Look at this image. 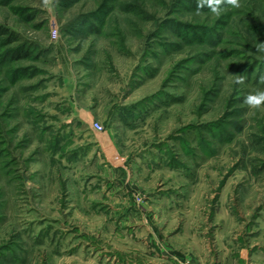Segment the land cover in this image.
<instances>
[{
	"label": "rangeland",
	"instance_id": "374dc122",
	"mask_svg": "<svg viewBox=\"0 0 264 264\" xmlns=\"http://www.w3.org/2000/svg\"><path fill=\"white\" fill-rule=\"evenodd\" d=\"M200 4L0 0V264H264V0Z\"/></svg>",
	"mask_w": 264,
	"mask_h": 264
},
{
	"label": "crops",
	"instance_id": "0c3cea01",
	"mask_svg": "<svg viewBox=\"0 0 264 264\" xmlns=\"http://www.w3.org/2000/svg\"><path fill=\"white\" fill-rule=\"evenodd\" d=\"M74 111H75V116H77L79 118V120H80V124L85 125V126H87V128L90 129L91 123L94 121L93 113H89L87 111L80 110V109L79 110L74 109ZM113 116L115 118L116 115H113ZM116 118H118V117H116ZM118 120H120V119L118 118ZM106 138L108 139V137H106ZM106 143L108 144V146L110 148H112L111 144L113 145V147H116L114 138H112V137L108 141L105 138H103V137L101 138V136L98 137V138H94L91 141H88V140H84L83 141L84 146L88 147V149L91 148V153L92 154H94L93 153V150H94L93 147L94 146H96L97 148H99L101 150L102 146L104 144L106 145ZM93 144H95V145L93 146ZM116 150L117 151H114L115 155L113 154V152H111V154H113V159H114L113 162L110 161V163H109L111 167L110 168H102V169L99 168L100 172L102 173V176L107 177V179L110 182H111L112 179L118 180V179L122 178L123 171L125 172L126 170H129L130 171V175H132L134 177H137L138 179H141V176L144 174V172L146 170H147L148 174L150 172L153 173V172H156V171L158 172L159 171V168L156 169V168L151 166L153 163L140 162V163H144L145 166L139 165L138 161L140 159V155H141L142 150L140 152L137 151L138 153L136 152L134 154V158H132V159L127 160L128 158L126 157V162L129 163V164H127L128 168L127 167L125 168V166H123L124 165L123 160H121V158H120V156L121 155L123 156L124 154L121 153V151L118 150L117 148H116ZM97 154H99V152H97ZM117 157H119V158H117ZM131 165H135V167H136L135 171L136 172L131 169L132 168ZM148 174L145 175V178H147ZM116 183H118V182H116ZM108 184L110 185V183H108ZM110 191H111V189H110Z\"/></svg>",
	"mask_w": 264,
	"mask_h": 264
},
{
	"label": "clouds",
	"instance_id": "9594fccd",
	"mask_svg": "<svg viewBox=\"0 0 264 264\" xmlns=\"http://www.w3.org/2000/svg\"><path fill=\"white\" fill-rule=\"evenodd\" d=\"M203 3H207L213 14L219 16L221 15L226 6L239 7V0H201L200 7ZM244 77L240 75L236 80L237 84L243 83ZM244 103L252 108H259L264 105V91H257L255 93H250L245 97Z\"/></svg>",
	"mask_w": 264,
	"mask_h": 264
},
{
	"label": "trees",
	"instance_id": "16d2710c",
	"mask_svg": "<svg viewBox=\"0 0 264 264\" xmlns=\"http://www.w3.org/2000/svg\"><path fill=\"white\" fill-rule=\"evenodd\" d=\"M5 38V39H3ZM16 41L15 35H12V33L8 32L7 29L0 27V42L4 44H13ZM17 51V52H16ZM19 50H14L9 53L8 59L14 60L17 56V53ZM27 55L25 53L18 55L17 58H27Z\"/></svg>",
	"mask_w": 264,
	"mask_h": 264
},
{
	"label": "built area",
	"instance_id": "2783aa9c",
	"mask_svg": "<svg viewBox=\"0 0 264 264\" xmlns=\"http://www.w3.org/2000/svg\"><path fill=\"white\" fill-rule=\"evenodd\" d=\"M91 128L97 134H100L103 132V126L99 122H93L91 124Z\"/></svg>",
	"mask_w": 264,
	"mask_h": 264
}]
</instances>
